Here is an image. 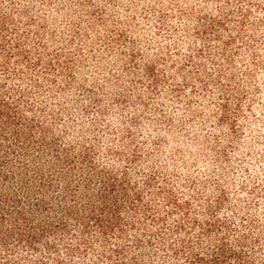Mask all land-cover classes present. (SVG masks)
<instances>
[{
	"label": "clouds",
	"instance_id": "obj_1",
	"mask_svg": "<svg viewBox=\"0 0 264 264\" xmlns=\"http://www.w3.org/2000/svg\"><path fill=\"white\" fill-rule=\"evenodd\" d=\"M0 264H264V0H0Z\"/></svg>",
	"mask_w": 264,
	"mask_h": 264
}]
</instances>
